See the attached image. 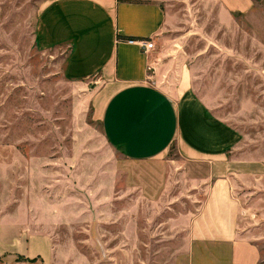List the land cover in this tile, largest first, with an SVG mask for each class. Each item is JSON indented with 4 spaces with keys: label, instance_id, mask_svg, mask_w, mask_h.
<instances>
[{
    "label": "rangeland",
    "instance_id": "1",
    "mask_svg": "<svg viewBox=\"0 0 264 264\" xmlns=\"http://www.w3.org/2000/svg\"><path fill=\"white\" fill-rule=\"evenodd\" d=\"M48 1L0 0V205L10 194L45 208L56 204L62 218L46 222L67 244L71 212H98L84 226L96 222L92 238L110 249L88 254L111 264L120 263L119 244L136 226L158 232L161 261L177 255L182 235L164 232L183 226L180 215L206 199L209 161L183 157L175 143L163 155L133 161L108 144L88 88L62 74L66 50L35 42L38 13ZM156 1L164 12L157 47L168 63L157 79L182 71L208 113L237 132L227 158L247 167L230 173L231 189L240 197L242 229L264 264V0L231 16L219 0ZM86 232L78 237L85 240ZM12 258L0 254V264Z\"/></svg>",
    "mask_w": 264,
    "mask_h": 264
},
{
    "label": "crops",
    "instance_id": "2",
    "mask_svg": "<svg viewBox=\"0 0 264 264\" xmlns=\"http://www.w3.org/2000/svg\"><path fill=\"white\" fill-rule=\"evenodd\" d=\"M219 1L230 16L248 11L254 2ZM163 23V8L156 0H49L35 27L40 47L66 50L63 76L88 88L86 96L105 140L126 159H153L175 143L183 157L209 161L212 179L206 199L194 211L180 215L183 226L164 232L182 235L177 242L180 253L161 261L158 232L136 226L129 230L132 236L125 232L126 239L119 244L124 252L119 264H260L242 229L240 197L233 195L234 181L229 178L236 168L247 167L227 158L238 134L208 113L182 71L162 74L158 81L159 72L168 66L157 47ZM137 40H152L154 48L145 49ZM10 187L13 193L14 185ZM5 199L0 205V254L13 258L4 264H111L100 255L88 254L110 249L92 238L96 222L84 226L85 219H96L98 212L84 216L79 207L71 212L72 237L67 244L57 238V227L46 222L62 218L56 204L41 207L25 195L16 199L10 194ZM82 230L88 231L85 240L78 237ZM148 234L151 238H143ZM18 256L33 261H19Z\"/></svg>",
    "mask_w": 264,
    "mask_h": 264
},
{
    "label": "built area",
    "instance_id": "3",
    "mask_svg": "<svg viewBox=\"0 0 264 264\" xmlns=\"http://www.w3.org/2000/svg\"><path fill=\"white\" fill-rule=\"evenodd\" d=\"M136 42H138L145 49L154 48V42L152 40H137Z\"/></svg>",
    "mask_w": 264,
    "mask_h": 264
},
{
    "label": "trees",
    "instance_id": "4",
    "mask_svg": "<svg viewBox=\"0 0 264 264\" xmlns=\"http://www.w3.org/2000/svg\"><path fill=\"white\" fill-rule=\"evenodd\" d=\"M19 261H33V260H28L27 258H24L23 256H18Z\"/></svg>",
    "mask_w": 264,
    "mask_h": 264
}]
</instances>
